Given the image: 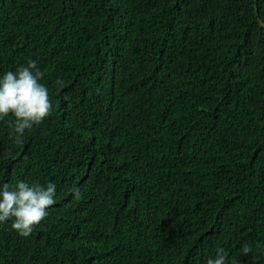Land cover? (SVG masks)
<instances>
[{
	"label": "trees",
	"instance_id": "1",
	"mask_svg": "<svg viewBox=\"0 0 264 264\" xmlns=\"http://www.w3.org/2000/svg\"><path fill=\"white\" fill-rule=\"evenodd\" d=\"M29 60L53 109L0 121V183L55 202L0 264H264V0H0V78Z\"/></svg>",
	"mask_w": 264,
	"mask_h": 264
},
{
	"label": "clouds",
	"instance_id": "2",
	"mask_svg": "<svg viewBox=\"0 0 264 264\" xmlns=\"http://www.w3.org/2000/svg\"><path fill=\"white\" fill-rule=\"evenodd\" d=\"M43 76L36 61L29 60L27 66L9 71L0 78V121L9 115L14 117L12 132L17 144L24 142L26 130L41 124L52 112L49 91L39 82ZM56 84L62 87L63 81L57 79ZM55 194L54 183L46 186L26 181H18L15 186L0 183V222L12 219V228L20 236L28 237L47 217V209L54 204ZM251 252L248 245L241 249V254ZM227 257L225 249L219 247L207 264H226Z\"/></svg>",
	"mask_w": 264,
	"mask_h": 264
},
{
	"label": "water",
	"instance_id": "3",
	"mask_svg": "<svg viewBox=\"0 0 264 264\" xmlns=\"http://www.w3.org/2000/svg\"><path fill=\"white\" fill-rule=\"evenodd\" d=\"M257 1V0H256Z\"/></svg>",
	"mask_w": 264,
	"mask_h": 264
}]
</instances>
